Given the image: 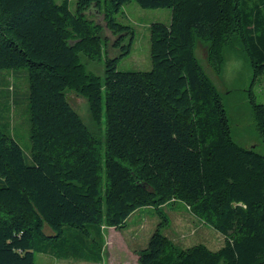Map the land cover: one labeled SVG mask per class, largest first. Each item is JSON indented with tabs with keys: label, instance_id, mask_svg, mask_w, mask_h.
<instances>
[{
	"label": "trees",
	"instance_id": "trees-1",
	"mask_svg": "<svg viewBox=\"0 0 264 264\" xmlns=\"http://www.w3.org/2000/svg\"><path fill=\"white\" fill-rule=\"evenodd\" d=\"M130 2L171 10L169 24L150 25V71L117 68L134 40L116 18ZM235 37L264 75V0H76L75 12L66 0H0V71H27L31 142L27 163L0 113V264L68 249L98 260L88 242L99 248L103 228H125L144 207L165 222L161 207L176 202L224 245L181 249L159 228L139 264H264V155L233 141L205 71L221 74ZM82 57L104 60L103 79ZM67 90L93 124L104 118V144ZM250 103L264 145V105L252 93Z\"/></svg>",
	"mask_w": 264,
	"mask_h": 264
},
{
	"label": "rangeland",
	"instance_id": "rangeland-1",
	"mask_svg": "<svg viewBox=\"0 0 264 264\" xmlns=\"http://www.w3.org/2000/svg\"><path fill=\"white\" fill-rule=\"evenodd\" d=\"M64 0H56L61 3ZM69 9L76 10V0H66ZM123 25L131 26L134 40L131 53L118 62L119 71H150V25L169 24L170 9H143L135 2L122 7L116 16ZM196 56L206 68L204 47L197 44ZM224 65L220 75L205 71L218 87L225 112L229 118L231 136L235 143L252 148L264 155V145L255 126L250 103V93L258 104L264 105V75L255 78L250 60L238 38H233L224 49ZM82 62L90 72L104 77V60L93 62L82 57ZM68 102L80 116L84 124L95 136L105 142L104 118L93 124L86 99L67 90ZM0 113L5 118V127L22 147L25 160L30 163V115L28 110L27 71H0ZM7 122V125H6ZM166 221L157 214L155 208L144 207L134 212L123 229L103 228V242L99 248L93 242L88 245L98 254L92 260L80 250L68 249L57 256L35 254V264H139L137 251L146 247L151 235L160 228L161 233L181 249L203 245L216 251L224 245V237L212 227L203 224L193 216L182 202L167 203L161 207ZM162 223H164L162 225Z\"/></svg>",
	"mask_w": 264,
	"mask_h": 264
},
{
	"label": "crops",
	"instance_id": "crops-1",
	"mask_svg": "<svg viewBox=\"0 0 264 264\" xmlns=\"http://www.w3.org/2000/svg\"><path fill=\"white\" fill-rule=\"evenodd\" d=\"M136 212V211H135Z\"/></svg>",
	"mask_w": 264,
	"mask_h": 264
}]
</instances>
